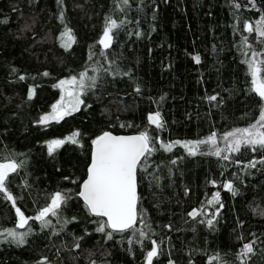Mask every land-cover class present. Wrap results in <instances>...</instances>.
Segmentation results:
<instances>
[{"label":"trees","instance_id":"trees-1","mask_svg":"<svg viewBox=\"0 0 264 264\" xmlns=\"http://www.w3.org/2000/svg\"><path fill=\"white\" fill-rule=\"evenodd\" d=\"M255 5L250 0H129L127 5L0 0V157L24 162L6 183L15 205L0 193V232L28 233L23 244L0 237V264L146 263L151 241L137 243L139 234L131 231L107 239L96 231L106 218L90 214L78 195L92 141L104 130L147 131L154 138L147 171L138 169L144 223L138 219L136 225L157 242L153 264H242L240 249L252 241L254 251L243 264H264V149L241 146L240 152H229L223 139L255 124L264 108L246 63L253 51L264 53V38L245 27L248 20L255 27L264 15V0ZM108 18L123 23L105 49L99 41ZM67 29L70 36H62ZM66 41L70 47H64ZM82 72L96 79L93 87L86 80L79 110L38 123L61 97L56 85L79 79ZM213 95L217 100L209 101ZM153 112L160 113L163 128L150 123ZM76 131L78 143L66 142L49 154L47 142ZM212 134L217 144H201L196 155L183 147ZM168 143L174 144L171 151L163 147ZM216 148L223 150L219 157L212 154ZM252 161L255 167H249ZM227 182L235 194L223 187ZM57 191L71 198L59 221L48 217L54 228L42 229L34 219L18 227L16 207L35 217ZM217 192L220 203L209 204ZM194 209L201 214L190 216Z\"/></svg>","mask_w":264,"mask_h":264},{"label":"snow or ice","instance_id":"snow-or-ice-1","mask_svg":"<svg viewBox=\"0 0 264 264\" xmlns=\"http://www.w3.org/2000/svg\"><path fill=\"white\" fill-rule=\"evenodd\" d=\"M253 7H255V0H250ZM121 3L127 5L129 0H121ZM239 7V5H236ZM62 18V16H61ZM123 21L121 22V24ZM121 24H118L115 19L108 18L105 24L102 39L99 41L105 49L111 47L113 41V29H118ZM249 33L257 32L260 38H264V15L256 22L255 27L252 23H246L245 25ZM71 29H67L62 36H70ZM74 42V37L71 38ZM247 37L244 38V43H247ZM68 41L65 42L64 47H70ZM264 55V53H257L255 51L251 54V59L247 60L246 63L249 65V70L252 76V82L254 85V91L264 99V78H261V72L264 70V60H258L257 57ZM197 63H199V56L194 57ZM48 75V73H44ZM127 75V73H125ZM24 79L23 76L20 77ZM95 77H88L87 72H82L79 75V79L76 76L71 77L67 80H61L57 87L63 88L65 96L61 97V100L57 104L53 105V111L50 114H45L40 118L38 123L48 124L50 120L59 121L66 115H71L72 112L78 111L83 100L80 96L86 86V80H91L92 84L89 87L95 86ZM74 86V87H73ZM139 92V87L136 88ZM34 92V89H33ZM65 97L67 99H65ZM31 98V94H30ZM209 101H216L217 96L213 95L208 97ZM151 124L156 125L159 128H163L164 124L162 117L159 112L150 114L148 117ZM80 136L79 131L74 132L71 136L65 139H54L47 142L48 152L51 155L56 149L61 147L66 142L73 144L78 143L77 137ZM223 139L227 141V151L229 152H240L241 146H252V150H256V146L264 149V108H262L260 117L255 124L250 125L248 128L235 129L224 135ZM180 144V141L174 142ZM94 150L92 154L91 164L88 168L87 179L83 181L82 190L78 193L85 202V207L90 214L98 217H106L105 222H100L96 231L105 233L107 239H112L113 232L123 233L125 231H131L133 236L138 233L139 236L136 240L137 243L143 244L144 239L151 241L153 247L147 252V264H153V258L159 255V247L155 240H151L148 232L143 229L136 227L138 219L141 223H144V212L141 210L138 212L137 205L140 197L137 195V173L138 169L141 172H146L148 167V158L156 150L154 138L150 137L148 132H141L136 136H114L110 132H104L92 141ZM201 144L216 145L217 139L215 134L210 135L205 140L198 141H185L183 147L188 150L190 155H196L199 146ZM173 143L164 144L163 147L171 151ZM222 149L216 148L212 153L215 156H221ZM205 154V153H201ZM223 159H229V156H223ZM0 193L6 194V198L12 202L13 205L16 203V199L8 191L6 183L10 173H16L20 168L24 166V162L17 163L15 159H5L0 157ZM175 163V161H173ZM255 161L249 163V167H255ZM264 163V160L261 161ZM65 179H68L65 177ZM158 179V178H157ZM215 183V182H213ZM233 194L236 193L231 182L223 185ZM71 195L68 192L57 191L50 196V203L40 209L35 217H27L20 210L16 208L15 211L19 217L18 227L24 228L29 224L30 220L39 221L41 228L55 227L51 219L48 217H57L59 221V211L62 206L66 205ZM220 193L217 192L213 195L212 199L208 201L209 204L220 203ZM223 205L221 204V207ZM202 210L194 209L189 213L190 216L196 217L201 214ZM218 214L215 213L214 215ZM75 220V217L72 218ZM70 221L65 220L64 223ZM202 223L204 221H201ZM209 227L213 226V219L206 221ZM170 227V226H169ZM111 229V231H107ZM56 234V233H54ZM28 235L27 232H18L16 229H5L0 232V237L4 240H10L17 244H23L25 237ZM132 243V240L128 241ZM255 242H248L242 245L238 254L243 264V258L247 257L248 254L253 253V244ZM79 243L76 247H79ZM213 261L220 259L219 256H213ZM46 260V258H45ZM94 264V262H93ZM169 264H174L170 261Z\"/></svg>","mask_w":264,"mask_h":264},{"label":"water","instance_id":"water-1","mask_svg":"<svg viewBox=\"0 0 264 264\" xmlns=\"http://www.w3.org/2000/svg\"><path fill=\"white\" fill-rule=\"evenodd\" d=\"M247 23H251L249 20L247 21ZM102 36H103V34H102ZM102 36H101V38H100V40L102 39ZM156 112H153L152 114H155ZM104 132H110L112 135H114V136H125V137H129V136H136V135H139L141 132H143V131H137V132H114V131H112V130H104V131H102L101 133H99L97 136H95L94 137V139H96L98 136H100V135H102ZM93 139V140H94ZM93 150H94V145L92 144V152H91V159H92V154H93ZM90 164H91V160H90V163H89V165H88V168H89V166H90ZM87 179V176L84 178V180H86ZM83 180V181H84ZM83 181H82V183H81V186H80V191L82 190V184H83ZM79 191V192H80ZM137 195H138V197H139V183H138V173H137ZM82 198V197H81ZM83 199V198H82ZM138 204H139V201H138ZM17 208V207H16ZM19 208V207H18ZM21 210V209H20ZM137 210H138V205H137ZM22 211V210H21ZM23 212V211H22ZM138 212H139V210H138ZM26 216V215H25ZM106 218V217H105ZM107 219V218H106ZM18 221H19V217H18ZM17 224H18V222H17ZM145 264H147V260H146V263Z\"/></svg>","mask_w":264,"mask_h":264},{"label":"rangeland","instance_id":"rangeland-1","mask_svg":"<svg viewBox=\"0 0 264 264\" xmlns=\"http://www.w3.org/2000/svg\"><path fill=\"white\" fill-rule=\"evenodd\" d=\"M71 77H69V78H64V79H62V80H67V79H70ZM74 87V86H73ZM62 96H65V93H64V89L62 88V94H61V97ZM61 97L54 103V105L55 104H57V102H59L60 100H61ZM65 99H67L66 97H65ZM52 111H53V107H52V109L50 110V111H48L46 114H50V113H52ZM45 115V114H44ZM227 142V141H226ZM228 183V182H227Z\"/></svg>","mask_w":264,"mask_h":264}]
</instances>
